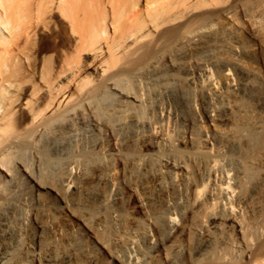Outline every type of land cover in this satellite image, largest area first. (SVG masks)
<instances>
[{
	"label": "bare ground",
	"instance_id": "6f19581e",
	"mask_svg": "<svg viewBox=\"0 0 264 264\" xmlns=\"http://www.w3.org/2000/svg\"><path fill=\"white\" fill-rule=\"evenodd\" d=\"M227 2L0 0V156L27 148L67 157L39 161L55 182L31 175L38 201L60 203L57 217L29 206L27 193L17 202L0 192V264H176L177 254L183 264H264V182L248 190L264 162L261 73L239 39L205 44L217 34L205 22L228 16ZM216 3L218 13L177 23ZM175 41L204 75L187 79L199 125L169 94L185 100L187 89L158 76L157 49ZM215 50L226 51L220 72ZM172 60L167 67H187ZM69 121L91 135L73 127L64 142L56 133Z\"/></svg>",
	"mask_w": 264,
	"mask_h": 264
},
{
	"label": "rangeland",
	"instance_id": "374dc122",
	"mask_svg": "<svg viewBox=\"0 0 264 264\" xmlns=\"http://www.w3.org/2000/svg\"><path fill=\"white\" fill-rule=\"evenodd\" d=\"M227 1L228 2L225 3L227 6H225V7L230 8V14L226 17H223V16H219L216 18L211 17L205 22V23L213 24L217 30V34L216 35L213 34V36L212 35L209 36L210 38H208V37H207V39L205 38L206 43H205V39H203V43L207 44V42H208L207 45H211V42H212V45H213L214 41H215V43L217 41L219 42L220 39L224 38V37H225L224 40L227 43L228 42L231 43L233 41H238V39L240 40L239 42L241 43V46L244 49L245 61L247 60V62H249V64L253 63L254 65H256V67L259 69V71L261 73L260 77L256 79V83H258L257 86H258V91H259V92L257 91L258 93H256L257 94L256 97L259 98V101H258V104H256L255 109H257L262 114V118H263L264 117V0H227ZM223 4L224 3H222V4L220 3V6H219V3L213 4L212 6L209 7L210 9L208 7L206 8V6H205V9H204V7L202 8L203 10L198 9L199 12L197 10V12L190 14L191 16L185 15V16L181 17V15H180L177 18H179V19L182 18L183 20L182 19L179 21L177 20V23L179 25H181L180 24L181 21H182L181 23H186L187 21L191 20L195 16L201 15L202 13H205L206 10L218 13L220 11V9H222L221 6H223ZM214 5H216V7ZM211 7H214V8L212 9ZM177 23L176 24L173 23L174 27L179 26ZM215 37L217 38V40ZM219 37H220V39H219ZM166 44L167 45L161 44L158 47L159 50L157 49L158 57L160 59L163 58L162 60H160L161 61L160 65L162 66L161 69L163 71L159 70L160 71V72H158L159 77L161 76L165 79H168V78L169 79H175L181 84L182 88H186V89L189 88L187 85V79L190 78L192 74H195L199 78H202V76L204 77V75H202L203 74L202 72L197 71V69L195 68L194 62L191 59L193 51L191 53L190 50H188L183 44L177 43L176 41H175V43H172V44H171V42H170V44L169 43H166ZM215 51L219 52V53H216V52L213 53L214 57H215V55H217L213 70L220 72V70L222 69L223 64H224L223 62H224V59L226 57V54H225L226 51H222V52L217 51V50H215ZM159 52H160V56L158 54ZM162 52H163V54H162ZM169 57L171 60L173 59L177 63H179V62H181L182 64L185 63V66H187V67L185 69L183 68V69H175V70L167 67L169 65V60H170ZM165 63L167 65H164ZM181 63H179V64H181ZM233 72H234L235 76L238 78H243V76L245 75L242 71H240L238 69L233 70ZM215 74H217V73H215ZM200 75H202V76L200 77ZM155 88H158V87H155ZM153 92H154V95H158L161 93L159 88L155 89V91H153ZM187 92L188 93H187L185 100L184 99L181 100L180 96L175 91L171 92L169 94L171 95L170 97H171V100L173 102L175 109L178 110V112H180V113L185 112L188 115V117L195 124L199 125L202 121V115H201L200 111L198 110V107L196 106L194 95H193L191 89H187ZM190 92L192 94H190ZM160 96H161V94H160ZM263 123H264V118H263ZM73 127L76 129L82 130V131H79L82 134L85 132L84 135H88V136L91 135V133L88 132L89 127L87 128L85 125H79V124L76 125V122H74V121L73 122L71 121L70 123L65 122L64 125H62V128H59V130L57 131L56 134L58 137H61V139H63L64 142H66L69 131H71L72 130L71 128H73ZM61 131H63L67 135V137ZM263 136H264V131H263ZM31 150L32 149H27V148L21 149V150H15V151L14 150H8L10 152L7 151V152L3 153L1 155L2 158L0 156L1 166L4 168L5 173H9L8 174L9 176H5V177L0 176V186H2V187H0L1 188L0 192L2 190L3 191L4 190L5 191H12L13 195L16 194L13 196V198L17 202H18L20 194L25 195L27 193L26 196L27 195L29 196L28 197L29 198V203H28L29 206H32L34 208L35 207L36 208L37 207H39V208L44 207L48 212H50L51 214H53L54 216L57 217L59 215V212H60V203L54 198L50 199V197H48V196H44V197H42L43 200L41 199L40 201H38L37 195L35 193V189L33 188V182L31 179V175L34 178H36V176H37L38 180H42L43 183H45V182L49 183L52 181L55 182L56 180L54 181V179H56V178H54V177H56V175H53V174L48 173V172H44L43 171L44 169L42 168L43 165H41L42 164L41 162L43 160H41V162H39V161H40V159H45V157H47L49 159H52L53 161L55 160L54 162H56L59 165V164H63L67 160L66 159L67 157H65V156L59 157V155H57V154L55 155L54 153H52L50 151H33V150L31 151ZM38 153H40V155ZM34 155H36V156H34ZM258 157L260 159L259 155H258ZM54 158H56V159H54ZM255 158H257V157H255ZM3 160H5V161H3ZM33 161H34V163H33ZM59 161L60 162L62 161V162L60 163ZM20 163H23L25 166H27V168H28L27 172L22 170V168L20 167ZM256 168H255L256 176L254 178L255 181H254V179H252V181H251L252 183L250 182V184L248 186V190L250 191V192L249 191L248 192L250 195H255V194L259 193V191H260L259 186H261V184L264 182V162H263V164H260ZM9 170H11V171H9ZM19 188H21L24 192L22 190H19ZM65 191H67L65 193L63 192V194L65 196L70 197L72 195V189L65 190ZM208 192H209V185L208 186L206 185V187L204 189H202L200 201L201 200L203 201L206 198ZM31 196L33 198L30 199ZM15 201H14V203H15ZM17 202L15 204H17ZM193 203H194V201L190 202V205H189L190 208L195 207V203L194 204ZM17 209H18V207H16V210ZM75 210L79 211L78 209H75ZM201 214L203 215V213H201ZM178 219H179L178 222H180V220H182L181 217H178ZM197 220L195 221V223L198 222ZM71 223H72V225L74 224L73 222H71ZM74 229H76L77 233H79L78 235L82 234V236H83V233H82L83 231H82L80 226L74 224ZM109 231L107 230L106 232H108V233L104 232L103 234H101V238L103 240L104 239L107 240V237L110 236ZM107 234H108V236H107ZM102 235L105 237H103ZM82 236L80 235V237H82ZM192 237H191L192 244L197 245L199 241L195 238L196 236H192ZM254 241L256 242V240L255 239L253 240V243L255 244ZM229 251L231 252L230 253L231 256L235 257V259L237 256L236 254H238V256H237L238 258L236 260H239L241 262V259H240L241 256H239V253L233 252L232 249L231 250L229 249ZM125 256H126V253H124V255L122 254V257H125ZM174 258H175V263L177 262L176 264H183L184 263L185 256H183V254H181V255L177 254L174 256Z\"/></svg>",
	"mask_w": 264,
	"mask_h": 264
}]
</instances>
